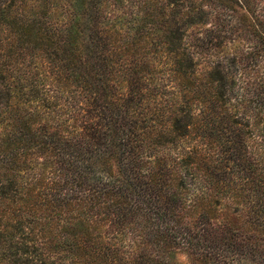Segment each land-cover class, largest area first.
I'll use <instances>...</instances> for the list:
<instances>
[{
    "label": "trees",
    "instance_id": "16d2710c",
    "mask_svg": "<svg viewBox=\"0 0 264 264\" xmlns=\"http://www.w3.org/2000/svg\"><path fill=\"white\" fill-rule=\"evenodd\" d=\"M0 264H264V0H0Z\"/></svg>",
    "mask_w": 264,
    "mask_h": 264
},
{
    "label": "rangeland",
    "instance_id": "374dc122",
    "mask_svg": "<svg viewBox=\"0 0 264 264\" xmlns=\"http://www.w3.org/2000/svg\"><path fill=\"white\" fill-rule=\"evenodd\" d=\"M255 1V3H257V4H260L261 3V0H254Z\"/></svg>",
    "mask_w": 264,
    "mask_h": 264
}]
</instances>
